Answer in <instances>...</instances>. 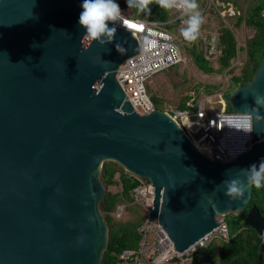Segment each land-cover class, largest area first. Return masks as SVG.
Returning <instances> with one entry per match:
<instances>
[{"label":"water","instance_id":"water-1","mask_svg":"<svg viewBox=\"0 0 264 264\" xmlns=\"http://www.w3.org/2000/svg\"><path fill=\"white\" fill-rule=\"evenodd\" d=\"M83 0H0V264H100L109 227L99 202L105 160L154 186L150 219L183 253L243 211L252 165L264 161V54L226 98L250 114V147L217 162L164 110L138 113L115 78L139 50L112 20L92 38L78 23ZM233 181L243 196L226 195ZM244 223L261 237L264 215Z\"/></svg>","mask_w":264,"mask_h":264},{"label":"trees","instance_id":"trees-1","mask_svg":"<svg viewBox=\"0 0 264 264\" xmlns=\"http://www.w3.org/2000/svg\"><path fill=\"white\" fill-rule=\"evenodd\" d=\"M220 1H228L229 4L236 7V10H240V13L235 12L231 16L222 17L218 12L221 5L217 4L216 0H212V2L207 4L204 15L208 13V18L210 17L214 20L216 24L213 27L218 32L217 47L220 52L216 60H214L215 62L205 56L198 33L194 41L183 39L181 32L179 36L191 45L188 53H190L191 60L195 66L202 72L210 74L227 69L237 56L239 49L234 32L225 24L224 18L231 17L230 21L234 27L244 23L246 29L253 32L245 40L244 46L240 47L244 52V60L241 62L239 71L230 76L227 88L222 91V95L227 98L230 90L244 85L252 79L255 68L264 54V0ZM114 2L120 5L121 13L128 18L147 19L161 23L159 26L165 29L173 27L174 31L178 28L181 18L189 19L191 16L188 10L178 17L180 10L173 6L162 7L158 0H151V3L143 10H141L138 0H131V8H129L127 0H114ZM204 15L202 16L200 28L203 34L208 36L210 24ZM188 26L186 25V29ZM214 63L217 66H214ZM199 87H202L206 94L220 90L219 84L199 83L198 85H192L187 88L175 107H187L186 103L191 97L190 93L194 91V106L192 109H195L200 97ZM155 106L157 109L167 108L157 107L156 104ZM226 111H230L228 103L226 104ZM100 178L106 190L99 202V209L109 227L108 244L101 257L100 264H115L123 249L135 248L140 240L141 235L138 227L143 222L144 214L141 207L134 202L130 194L131 189L138 183V179L134 174L125 170L118 162L112 160H105L102 163ZM118 205L123 206L120 217L115 216V209ZM252 205L257 206L260 214L264 215V187H251L250 199L246 208L238 213L230 212L224 215L225 234L214 233L204 246L190 252L187 255L189 263L264 264V253L261 258H258L261 237L253 227L244 223L245 215ZM176 260L178 259L176 258Z\"/></svg>","mask_w":264,"mask_h":264},{"label":"built area","instance_id":"built-area-1","mask_svg":"<svg viewBox=\"0 0 264 264\" xmlns=\"http://www.w3.org/2000/svg\"><path fill=\"white\" fill-rule=\"evenodd\" d=\"M209 2L212 0H204L202 8L194 11L191 16L199 13L202 18ZM216 3L223 5V2L219 0H216ZM172 6L180 10L178 17L187 10L181 0H175ZM226 13L233 14L234 10L224 6L219 8L220 16L224 17ZM190 18L188 20L180 19L176 34L160 27L161 23L141 18H128L121 12L115 20H112L133 32L139 44L138 52L125 59L115 71V78L125 93V99L138 113L148 114L156 109L147 92L146 80L156 72L171 67L182 59L181 50L174 40L180 32L182 33L183 29H186V25H189ZM197 33L201 38L205 56L207 58L216 57L218 52L217 32L210 31L206 36L199 26ZM183 39L185 38L183 37ZM190 95L191 97L186 103L187 107H171L163 110L181 126L194 143L208 141L212 158L220 161L229 160L237 153L250 147L251 129H237L228 124L230 119L250 121V114L233 111H207L203 106L204 100L201 98L198 99L196 108L192 109L194 91ZM193 133L195 136L192 135ZM134 176L138 179V183L131 189L130 194L144 214L143 222L138 227L141 236L135 248L122 250L115 264H190L187 258L190 252L204 246L214 233L225 234L226 226L224 222H221L218 228L198 239L183 253L175 251L170 238L158 221L149 218L154 186L148 179ZM122 211L123 206L118 205L115 209V216L120 217Z\"/></svg>","mask_w":264,"mask_h":264},{"label":"rangeland","instance_id":"rangeland-1","mask_svg":"<svg viewBox=\"0 0 264 264\" xmlns=\"http://www.w3.org/2000/svg\"><path fill=\"white\" fill-rule=\"evenodd\" d=\"M198 7L195 10L202 8L204 0H196ZM232 10H236L235 6L229 7ZM234 8V9H233ZM195 10H189V15H192ZM222 11V10H221ZM219 12V11H218ZM240 13V10H236ZM208 13L204 16L208 19L210 24V30H215L213 27L216 23L212 18H208ZM232 15V14H231ZM227 15V16H231ZM223 19V18H222ZM225 24H227L234 32L237 46L239 47L237 51V56L233 59L231 65L224 69L222 72L215 71L210 74L202 72L198 69L191 60V55L189 50L191 45L182 40L180 36L174 40L181 50L182 59L175 63L173 66L163 69L156 72L146 80V88L149 96L152 98L157 107H167L165 109H170L175 107L176 103L181 100V96L186 92L187 88L192 85L201 84H219L220 90L214 91L211 94H206L202 87H199L198 91L200 94L199 99L204 100V108L207 111H226L227 100L222 95V91L225 90L229 83V78L233 73L239 71L241 62L244 60V52L240 49L241 46H244L245 40L252 35V31L246 29L244 23H240L238 26H233L231 24V17L223 19ZM169 31H173V27L166 28ZM217 66L214 63V66ZM233 70V71H232ZM232 90H230L231 92ZM201 92V93H200ZM178 106V105H177ZM195 136V133L192 134ZM199 147L205 152V154L210 155V143L208 141H202L198 144ZM117 188V187H113ZM224 216L219 215L218 218L223 219Z\"/></svg>","mask_w":264,"mask_h":264},{"label":"clouds","instance_id":"clouds-1","mask_svg":"<svg viewBox=\"0 0 264 264\" xmlns=\"http://www.w3.org/2000/svg\"><path fill=\"white\" fill-rule=\"evenodd\" d=\"M138 2H139V5L141 6V10H143V8H145L149 3H151V0H138ZM174 2H175V0H158V3L162 7H165V8L171 7ZM181 2L186 7V9H187L186 11L195 10L198 7L196 0H181ZM221 2H223V1H221ZM127 3H128L129 8H131L132 7L131 0H127ZM223 6L227 8V7H230L232 5L229 4L228 1L227 2L225 1V2H223V5H221V7H223ZM81 8L83 9V11L79 14L78 23L86 28L87 34L89 36H91L92 38L98 37L101 33H103L105 31V29L107 28L105 21L115 20L120 15V12H121L120 5L116 2H114V0H83V3L81 4ZM235 12H236V10L234 9V13ZM226 15H231V14L226 13L224 15V17ZM190 17L191 18L188 21L189 26L187 29L182 30V35L186 40L194 41L196 39V34L198 32L199 26L202 22V18L200 17L199 13H197L196 15L190 16ZM215 31L217 32V30H215ZM217 35H218V32H217ZM217 50H218V52H217L216 57L209 58V59H212L213 61L216 60V58L218 57L219 52H220L219 49H217ZM256 100H257V103H261L262 101H264V97H256ZM228 124H229V126L236 127L237 129H243V130H250L251 129V122L247 119H243V120H239V121L230 119L228 121ZM194 145H196V147L204 155L208 156L212 160H215L217 162H223L220 160L213 159L211 154L210 155L205 154V152L199 147L198 144L194 143ZM249 171H251L252 175L247 178L248 179L247 186H249V187L254 186L256 188L264 187V161H262L260 163L259 170L256 169L255 165H252L250 167ZM143 178H145V177H143ZM237 183H238V181H233L232 186H230L228 188V191L226 193V195H229L233 199L243 196L244 192L246 191L245 186L237 187L236 186ZM222 216H224V215H222ZM218 221L220 223L224 222L223 219H220V218H218ZM219 226H220V224H219ZM213 231H211V232H213Z\"/></svg>","mask_w":264,"mask_h":264},{"label":"snow or ice","instance_id":"snow-or-ice-1","mask_svg":"<svg viewBox=\"0 0 264 264\" xmlns=\"http://www.w3.org/2000/svg\"><path fill=\"white\" fill-rule=\"evenodd\" d=\"M133 27H138L137 25H132Z\"/></svg>","mask_w":264,"mask_h":264}]
</instances>
